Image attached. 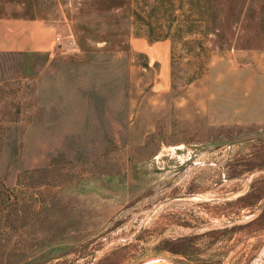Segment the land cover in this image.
Wrapping results in <instances>:
<instances>
[{
    "label": "rangeland",
    "instance_id": "1",
    "mask_svg": "<svg viewBox=\"0 0 264 264\" xmlns=\"http://www.w3.org/2000/svg\"><path fill=\"white\" fill-rule=\"evenodd\" d=\"M0 18L63 38L0 52V264H264V0H0Z\"/></svg>",
    "mask_w": 264,
    "mask_h": 264
},
{
    "label": "crops",
    "instance_id": "2",
    "mask_svg": "<svg viewBox=\"0 0 264 264\" xmlns=\"http://www.w3.org/2000/svg\"><path fill=\"white\" fill-rule=\"evenodd\" d=\"M57 35L56 27L41 18H0V52L53 54L57 48ZM135 46L150 60L161 61L167 66L170 55L167 47L164 49L148 44L142 39L137 40Z\"/></svg>",
    "mask_w": 264,
    "mask_h": 264
},
{
    "label": "built area",
    "instance_id": "3",
    "mask_svg": "<svg viewBox=\"0 0 264 264\" xmlns=\"http://www.w3.org/2000/svg\"><path fill=\"white\" fill-rule=\"evenodd\" d=\"M62 40H63L62 36L60 34H58L55 38V42L57 44V47H59L62 44Z\"/></svg>",
    "mask_w": 264,
    "mask_h": 264
},
{
    "label": "bare ground",
    "instance_id": "4",
    "mask_svg": "<svg viewBox=\"0 0 264 264\" xmlns=\"http://www.w3.org/2000/svg\"><path fill=\"white\" fill-rule=\"evenodd\" d=\"M155 260H156V259H155ZM155 260H154V261H155ZM152 262H153V261H152ZM145 263H146V262H145ZM153 264H158V263H153Z\"/></svg>",
    "mask_w": 264,
    "mask_h": 264
},
{
    "label": "trees",
    "instance_id": "5",
    "mask_svg": "<svg viewBox=\"0 0 264 264\" xmlns=\"http://www.w3.org/2000/svg\"><path fill=\"white\" fill-rule=\"evenodd\" d=\"M169 2V1H168Z\"/></svg>",
    "mask_w": 264,
    "mask_h": 264
}]
</instances>
